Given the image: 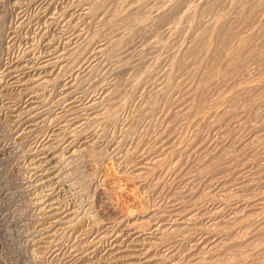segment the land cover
<instances>
[{"label":"rangeland","instance_id":"1","mask_svg":"<svg viewBox=\"0 0 264 264\" xmlns=\"http://www.w3.org/2000/svg\"><path fill=\"white\" fill-rule=\"evenodd\" d=\"M139 1L0 0V138L10 134L17 147L8 161L0 158L15 183L5 191L11 203L4 205L15 214L7 224L13 237L0 238V264H36L40 257L56 264H264V0H150L138 14ZM127 10L135 12L129 22ZM56 49L61 59L40 69ZM80 56L84 63L95 58L80 69ZM13 63L29 67L19 83L9 76ZM42 79L54 81L45 87ZM27 106L43 108L44 117L27 123ZM20 120L33 132H14ZM74 136L79 154L68 159L63 143ZM44 145L55 148L42 183L35 170ZM155 157L161 162L154 165ZM91 181L109 185L113 206L134 211L139 230H147L113 255L109 242L99 241L106 201L94 200ZM151 211L167 219L165 229H176L165 231L171 252L159 245L160 233L148 232L150 224L141 227ZM53 213L63 214L43 220ZM71 220L79 223L77 238L64 230ZM203 230L212 233L204 241ZM54 243L63 256L51 260ZM73 247L88 257L69 258Z\"/></svg>","mask_w":264,"mask_h":264},{"label":"bare ground","instance_id":"2","mask_svg":"<svg viewBox=\"0 0 264 264\" xmlns=\"http://www.w3.org/2000/svg\"><path fill=\"white\" fill-rule=\"evenodd\" d=\"M184 2V1H183ZM182 2V3H183ZM185 2H187V1H185ZM51 3V2H50ZM99 3V2H98ZM97 3V6L99 5ZM149 3H150V0H141V1H139V3H138V5L135 7V10H133V11H136V13H138L140 10H142V9H147V6L149 5ZM181 3V4H182ZM53 4V3H52ZM93 4H94V1H93ZM106 4V3H105ZM134 4V3H133ZM49 5V4H48ZM47 5V6H48ZM96 5V4H95ZM101 5V4H100ZM129 5V4H128ZM127 5V6H128ZM136 5V4H135ZM183 5V4H182ZM185 5V4H184ZM187 5V4H186ZM132 6V5H131ZM35 7V6H34ZM129 7H130V5H129ZM47 8V7H46ZM49 8V7H48ZM90 8V7H89ZM97 8V7H96ZM131 8V7H130ZM129 8V9H130ZM133 8V7H132ZM176 8V7H175ZM181 8V7H180ZM182 8H183V6H182ZM185 8H187V7H184V9ZM43 9H45V8H43ZM128 9V8H127ZM125 10V9H124ZM174 10V9H173ZM180 10H183V9H180ZM92 11V10H91ZM90 11V12H91ZM95 11V10H94ZM177 11V10H176ZM185 11V10H184ZM123 12V11H122ZM128 12V10L127 11H124V13H122L123 14V16H125L126 17V19H128L127 20V22H129V19L130 18H132L131 16H133V14L135 13H127ZM131 12H132V10H131ZM173 12V11H172ZM178 12V11H177ZM176 12V13H177ZM88 13V12H87ZM26 14V13H25ZM90 14V13H89ZM139 14V13H138ZM173 13H171V15H172ZM39 15V14H38ZM64 15V14H63ZM87 15V14H86ZM96 15L98 16V14L96 13ZM135 15V14H134ZM144 15V14H143ZM173 15H175V14H173ZM23 16V15H22ZM21 16V17H22ZM27 16V14L26 15H24L23 16V18L24 17H26ZM45 16V15H44ZM168 16V15H167ZM64 17V16H63ZM93 17V16H92ZM95 17V16H94ZM171 17V16H170ZM41 18V17H40ZM49 18V17H48ZM112 18V17H111ZM141 18V17H140ZM143 18V17H142ZM144 18H146V17H144ZM147 18H148V16H147ZM167 18V17H166ZM17 19V18H16ZM20 19V18H19ZM25 19V18H24ZM65 19V18H64ZM95 19V18H94ZM93 19V20H94ZM21 20H23V19H21ZM20 20V21H21ZM47 20V19H46ZM112 20V19H111ZM125 20V19H124ZM144 20V19H143ZM219 20V19H218ZM35 21V20H34ZM65 21V20H64ZM115 21V20H114ZM117 21V20H116ZM126 21V20H125ZM141 21V20H140ZM163 21V20H162ZM49 22V21H48ZM66 22V21H65ZM70 22V21H69ZM110 22V21H109ZM143 22V21H142ZM178 22V21H177ZM19 23V22H18ZM26 23H28V22H26ZM31 23V22H30ZM20 24V23H19ZM21 24H22V21H21ZM20 24V25H21ZM25 23H23V25H24ZM48 24V23H47ZM88 24V23H87ZM128 24V23H127ZM51 25V24H50ZM49 25V26H50ZM217 25V24H216ZM253 25V24H252ZM45 26V25H44ZM76 26V25H75ZM24 27V26H23ZM47 27V26H46ZM125 27V26H124ZM21 27H19L18 29H20ZM42 28V27H41ZM44 28V27H43ZM217 28V27H216ZM212 30V29H211ZM215 30V29H214ZM213 30V31H214ZM203 31H206V29L205 30H203ZM212 31V32H213ZM38 32V31H37ZM215 33V32H214ZM245 33V32H244ZM44 34V33H43ZM42 34V35H43ZM47 34V33H46ZM217 34V33H216ZM20 35V34H19ZM34 35V34H33ZM204 35H207L208 37H213V33H211V32H209V30H208V32L206 33V34H204ZM79 36V35H78ZM229 36V35H228ZM143 37H145V35L143 34ZM142 36H141V38H143ZM234 37H236L237 38V36H235V34L234 35H231V38H234ZM13 38V37H12ZM140 38V39H141ZM201 38V37H200ZM46 39V38H45ZM204 39V38H203ZM235 39V38H234ZM239 39V38H238ZM146 40V39H145ZM208 40V39H207ZM210 40V39H209ZM233 40V39H232ZM85 41V40H84ZM115 41V40H114ZM141 41V40H140ZM144 41V40H143ZM203 40H201V42H202ZM231 41V40H230ZM236 41V40H235ZM241 41V40H240ZM157 42V41H156ZM159 42V41H158ZM200 42V43H201ZM212 42V41H211ZM47 43V42H46ZM45 43V44H46ZM87 43V42H86ZM82 44V43H81ZM95 44V43H94ZM148 44H150V42L148 43ZM157 44V43H156ZM211 44V43H210ZM28 45V44H27ZM57 45V44H56ZM63 45V44H62ZM151 45V44H150ZM153 45V44H152ZM212 45V44H211ZM52 46V45H51ZM94 46V45H93ZM148 46V45H147ZM21 47V46H20ZM45 47V46H44ZM152 47V46H151ZM156 47V46H155ZM86 48H88V47H86ZM89 48H90V46H89ZM88 48V49H89ZM93 48V47H92ZM97 49L96 50H98L99 49V47H96ZM153 48V47H152ZM228 48V47H227ZM54 49V48H53ZM83 49V48H82ZM95 49V48H94ZM208 49V48H207ZM141 50V49H140ZM149 50V49H148ZM209 50V49H208ZM50 51H52V50H50ZM73 51V50H72ZM80 51V50H79ZM86 51H87V49H86ZM86 51H82L83 53H85ZM88 51H90V50H88ZM93 51V50H92ZM95 51V50H94ZM99 51H101V50H99ZM152 51V50H151ZM31 52V51H30ZM35 52V51H34ZM59 50H55V51H52L51 53H49V57H47V56H44L43 57V59L45 60V61H41L42 63H39V65L41 66V68L40 69H45L46 67H48V66H51V65H53V64H55V60H56V62L58 61V59H61V58H59ZM77 52V51H76ZM76 52H74V53H76ZM138 52H139V50H138ZM78 53V52H77ZM81 53V52H80ZM82 53V54H83ZM90 53V52H89ZM143 53V52H142ZM204 53V52H203ZM36 54V53H35ZM87 54V53H86ZM92 54V53H91ZM144 54V53H143ZM152 54V53H151ZM62 55V54H61ZM76 55V54H75ZM74 55V56H75ZM133 55V54H132ZM138 55V54H137ZM139 55H141V54H139ZM51 56V57H50ZM64 56V55H63ZM73 56V54H72V57H74ZM84 56V55H83ZM87 56V55H86ZM40 57V56H39ZM69 57H71V56H69ZM155 57V56H154ZM153 57V58H154ZM68 58V57H67ZM85 58V57H84ZM89 58V57H88ZM95 58V56H92V57H90L89 59H88V62H86V63H84V60L82 59V57L80 56V58H78V60H76V62L74 63L75 65H74V67H78V68H80V69H82L83 67H85L86 66V64H88L92 59H94ZM150 58V57H149ZM152 58V57H151ZM152 58V59H153ZM155 58H157V57H155ZM64 59V58H63ZM73 59H75V58H73ZM147 59V58H146ZM144 60V61H148V60ZM158 59V58H157ZM31 60H33V59H31ZM40 60V59H39ZM38 60V61H39ZM155 60V59H154ZM152 61V60H151ZM27 62V61H26ZM30 62V61H29ZM12 63V62H11ZM17 63V62H16ZM69 63V62H68ZM32 65H33V62H32ZM39 65H37V66H39ZM73 65V64H72ZM151 65V64H150ZM39 66V67H40ZM39 67H38V69H39ZM26 68V69H25ZM29 67H27V65L25 66V67H23V66H21L20 65V67L17 65V64H15V63H13L10 67H9V73H10V77H11V79L12 80H14V82L13 83H19V82H21V80H22V78L24 77V75L26 76L27 74V72L25 73L24 72V70L23 69H25V70H27ZM34 69V68H33ZM56 71V70H55ZM70 71V70H69ZM60 72V71H59ZM35 73V72H34ZM42 73V72H41ZM51 73H52V71H51ZM45 74V73H44ZM71 74H72V72H71ZM70 74V75H71ZM258 74V73H257ZM7 75V74H6ZM8 75H7V77H9ZM45 76V75H44ZM57 76V75H56ZM73 76H74V74H73ZM72 75L69 77V78H71V77H73ZM9 77V78H10ZM32 77V76H31ZM39 77V76H38ZM41 78H42V75L40 76ZM40 78V79H41ZM46 78V77H45ZM55 79V78H54ZM54 79H52V81H54ZM43 80V82H44V86L46 85L47 86V83H52V81H50V80H45L44 81V79H42ZM27 82V81H26ZM59 82V80H57V83ZM50 83V84H51ZM54 83V82H53ZM25 84V83H24ZM49 84V85H50ZM23 85V84H22ZM56 85V84H55ZM45 86V87H46ZM83 86V85H82ZM8 87H9V85H8ZM8 87H6V88H8ZM32 89V88H31ZM30 93H31V91H30ZM74 93V92H73ZM28 94V93H27ZM104 94V93H103ZM69 95V94H68ZM91 97V96H90ZM80 99H81V97H80ZM84 100H89V99H84ZM71 101V100H70ZM84 101H82V103H83ZM36 103V102H35ZM38 103V102H37ZM74 103V102H73ZM81 103V102H80ZM86 103V102H85ZM99 103V102H98ZM9 104V103H8ZM40 104V103H39ZM95 104H97V102L95 103V100H93V99H90L87 103H86V105H91V106H93L94 105V107L96 106ZM6 105V104H5ZM21 105V104H20ZM73 105V104H72ZM34 106H37V105H34ZM41 106V105H40ZM16 107V106H15ZM6 108V107H5ZM28 108V110L26 111V113L25 114H23V115H26V117L24 118V119H26V122L28 123L29 122V124H30V121H32L34 118H38V117H40L41 116V118H43L44 117V114L42 113V112H39V110H41V109H43V108H36V110H38V112H36V111H34L35 110V108L33 107V108H29V106H27L26 107V109ZM96 108V107H95ZM50 109V108H49ZM11 110V109H10ZM14 110V109H13ZM12 110V111H13ZM91 110V109H90ZM3 111V110H2ZM15 111V110H14ZM45 111V110H44ZM18 112V111H17ZM20 115H21V113H19ZM18 114V115H19ZM42 114V115H41ZM47 114V113H46ZM49 114H50V112H49ZM58 115V114H57ZM56 115V116H57ZM67 115V114H66ZM69 115V114H68ZM50 116V115H49ZM60 116V115H59ZM1 117V116H0ZM14 117V116H13ZM58 117V116H57ZM64 117V116H63ZM50 118V117H49ZM53 118V117H52ZM60 118H62V117H59V118H57L58 119V121H59V119ZM47 119V118H46ZM19 120V119H18ZM36 120V119H35ZM41 120V119H40ZM45 120V119H44ZM44 120H42V122L41 123H44L43 121ZM54 120H56V117H55V119ZM192 120V119H191ZM81 121V120H80ZM24 122V120H20L19 122H17L16 124H14L15 126V129H13V130H16V131H14V132H17L19 135H21L20 133H24V131L25 130H27L28 128H30L31 126L29 125V127H27V126H25L24 124L25 123H23ZM34 122V121H33ZM72 122H74L75 124L77 123V119L75 118V119H73L72 120ZM15 123V122H14ZM32 123V122H31ZM58 123V122H57ZM13 125V124H12ZM2 126V125H1ZM36 126V125H35ZM2 128V127H1ZM6 128V127H5ZM33 128V127H32ZM9 129V128H8ZM52 129V128H51ZM62 129V127H60L58 130H61ZM78 129V128H77ZM76 129V130H77ZM238 129V128H237ZM12 130V131H13ZM50 130V129H49ZM48 130V131H49ZM75 130V129H74ZM75 130V131H76ZM7 131V130H6ZM28 132L30 131L29 129L27 130ZM51 131V130H50ZM52 131H54V130H52ZM5 132V131H4ZM13 132V133H14ZM30 132H33V131H30ZM3 133V132H2ZM1 133V134H2ZM7 133V132H6ZM10 133H12V132H10ZM22 133V134H23ZM51 133V132H50ZM49 133V134H50ZM9 134V133H8ZM31 134H33V133H31ZM3 135V134H2ZM10 135V134H9ZM9 135H7V138H5V139H2V137L0 138V158H2V157H5L7 154H9L10 152H12L13 150H14V152H12V156H13V154H15V149L17 148L16 146H15V143L13 142V143H11V140H10V136ZM26 135V134H25ZM51 135V134H50ZM264 135V134H263ZM22 136V135H21ZM6 137V136H5ZM15 137V136H14ZM47 137V136H46ZM75 137V136H74ZM26 138V137H25ZM36 138V137H35ZM72 138V137H71ZM68 139V140H65L64 141V143L63 144H65L66 145V147H64L63 149L66 151V156L69 154V157H66V158H68V159H71V158H74L75 156L77 157V153H78V151L79 150H77L76 149V147H78V146H76V144H75V142H76V140H77V137H75V139ZM13 139V138H12ZM15 139V138H14ZM66 139V138H65ZM21 140V139H20ZM45 140V139H44ZM81 140V139H80ZM13 141V140H12ZM16 141V140H15ZM43 141V140H42ZM29 143V142H28ZM85 143V142H84ZM87 143V142H86ZM24 144H26V142L24 143ZM33 144V143H32ZM81 144V143H80ZM23 145V144H22ZM58 145V144H57ZM15 146V147H14ZM25 147V146H24ZM42 147V146H41ZM56 147H59V145L58 146H56ZM54 148H55V146H53V145H50V146H46V145H44L38 152H37V154H38V156L40 157V156H43L44 158L40 161V164L39 165H36L37 167H36V172H37V174L38 173H41V175L40 176H38V177H40L39 178V180L38 181H42V180H46V178H48V175H49V169H43L44 168V164H46V165H51L53 162H52V159H49V157L51 156V155H53V153H54ZM221 148V147H220ZM57 149V148H56ZM197 149V148H196ZM63 150V151H64ZM64 151V152H65ZM56 153V152H55ZM79 154V153H78ZM11 155V154H10ZM9 155V156H10ZM63 155H65L64 153H63ZM57 156V158L55 157L54 159H59L61 156H58V155H56ZM162 156V155H161ZM36 157V156H35ZM59 157V158H58ZM167 157V156H166ZM6 158V157H5ZM160 158V157H159ZM158 157H155L154 159H153V161H152V163L155 165L156 163H158L159 161H160V159H159ZM7 159V161H8V157L6 158ZM10 159H13V158H10ZM62 159H65V158H62ZM3 160V159H2ZM2 160L0 159V175H3V177L5 176L6 177V179H5V181H7V182H5L4 180H3V182H5V183H3V184H1L0 183V238L2 239V240H6L8 237H13V235L11 236V232H10V230H11V228L8 226L7 227V224H8V222H9V219H10V216L13 214V212H10V209H8L7 207L8 206H6V205H9L8 203H9V201H10V199L8 198V195H9V192L8 193H5V191H12L11 190V187H14L15 186V183H14V186H13V183H10V179L13 177V173L11 172V171H7V166H8V164H7V166H6V163H4V162H2ZM163 160H165V159H163ZM168 160V159H167ZM166 161V160H165ZM170 161V160H169ZM161 162V161H160ZM172 162V161H171ZM58 163V162H57ZM56 164V163H55ZM215 164V163H214ZM212 165V164H211ZM157 166V165H156ZM9 167V166H8ZM53 167H56V165H54ZM58 167V166H57ZM56 171H57V169H56ZM153 171V170H152ZM10 173V177L8 178V176H7V173ZM156 172V171H155ZM138 173V172H137ZM142 175V173H139V174H137V177H135L136 179H139V181L141 180L140 178V176H138V175ZM144 174V173H143ZM43 175V176H42ZM64 175V174H63ZM47 176V177H46ZM149 176V175H148ZM185 176V175H184ZM207 176V175H206ZM2 177V178H3ZM4 177V178H5ZM54 177H56V178H59L60 180H58L59 182L58 183H61L62 182V176H61V174H55V176ZM197 177V176H196ZM3 178V179H4ZM143 178V177H142ZM145 178V177H144ZM206 179V178H205ZM9 180V181H8ZM1 181V180H0ZM13 181V180H12ZM11 181V182H12ZM87 182V181H86ZM92 182V181H91ZM93 182H95V181H93ZM91 183L89 186H93L94 187V200L95 201H99V200H104V202H105V204H106V206H105V208H104V210L100 213V216H101V218H103V221H102V224L100 225V228L98 229V230H102V232H101V234H100V232H99V234H100V237H99V241L100 242H103V241H108L109 242V253H107V255L109 254V255H113L114 253H117V252H121V250H120V248H122V246H123V244L125 245L126 243H129L130 242V240H131V242H133V241H135V238H142L143 237V234H144V232L145 231H147V230H145V229H142V228H145V226H144V224H143V222L144 223H148L147 225L149 226V224H150V228L148 229V232H151L150 234H158V233H160V234H158V235H162L158 240L160 241V242H158L159 243V245L160 246H163L164 248H168V249H166L167 250V252H169L170 251V249L172 248L171 247V245L173 244V243H168V241H167V237H168V234L166 233L165 234V231H170L169 233H174L175 231L174 230H176L175 228L172 230V228H173V226L172 227H168V228H166L165 229V225L164 226H162V224L164 223V221H167V219L166 220H163V219H160L159 217H160V215H158V213H155L154 214V212H155V210H154V212L153 211H151V213L150 214H148L147 216H149V215H151L150 217H148L147 219L148 220H146L144 217H142V218H144L145 220H143V219H141L142 221H140L141 222V224L144 226H141L142 228V230H139L140 229V223H138V224H136V222L138 221V220H140V217H139V215H136V213L134 212V211H130L129 212V210L127 211V209H125V211H127V212H129V213H126V215H124V213H125V211H122V212H120V210L118 211L114 206H113V201L111 200V193H110V191H109V188H108V186H107V184H106V186H100V184L98 185L97 183ZM189 182V181H188ZM9 183V184H8ZM42 183H43V181H42ZM127 183V182H126ZM89 184V183H88ZM93 184V185H92ZM103 184V183H102ZM19 185V184H18ZM9 186H10V188H9ZM17 186V185H16ZM80 186H82V185H80ZM86 186H87V184H86ZM15 188V187H14ZM13 188V189H14ZM81 190V189H80ZM121 191V190H120ZM11 194H13V192H10ZM15 193V192H14ZM19 193V192H18ZM85 194V193H84ZM122 194V193H121ZM9 197H10V195H9ZM3 198V199H2ZM2 199V200H1ZM4 199H9V201H8V203L4 200ZM24 199V198H23ZM113 199V198H112ZM11 200H14V199H11ZM207 200V199H206ZM228 202V201H227ZM4 203H7L6 205H4ZM10 203H11V201H10ZM53 203V202H52ZM13 204H16V203H13L12 202V205H10V206H14ZM89 204V203H88ZM91 206V205H90ZM11 208V207H10ZM13 208V207H12ZM52 208V207H51ZM172 209H173V207H171ZM62 208H60V209H58V210H61ZM90 209V208H89ZM175 209V208H174ZM245 209V208H244ZM252 209V208H251ZM91 210V209H90ZM221 210V209H220ZM219 210V211H220ZM222 210H223V208H222ZM12 211V210H11ZM43 211V210H42ZM64 211H65V209H64ZM89 211V210H88ZM156 211H157V209H156ZM54 212V211H53ZM91 212V211H90ZM124 212V213H123ZM139 212V211H138ZM137 212V213H138ZM218 212V211H217ZM231 212V211H230ZM6 213V214H5ZM143 214L145 213V211L144 212H142ZM15 214V213H14ZM13 214V215H14ZM63 214V213H62ZM62 214H57V213H53L52 215H48V216H45V219H43V220H47V219H52V216H56V215H58V217H59V215H62ZM140 214V213H139ZM143 214H142V216H143ZM233 214H236L235 212L233 213ZM96 215V214H95ZM95 215H93V217L95 216ZM141 215V214H140ZM214 215V214H213ZM189 217L188 218H186L185 219V221H183L182 220V222L184 223V224H187V223H189L188 221H192V218L194 217V215H188ZM107 217H115V219L116 220H118V222H117V224L115 225V224H113V223H111V222H106L107 221ZM152 217L154 218V220H156V221H154V222H151L150 223V221L151 220H153L152 219ZM18 218V217H17ZM23 218V217H22ZM42 218V217H41ZM246 218V217H245ZM20 219V218H19ZM79 219V218H78ZM98 219V218H97ZM14 220V219H13ZM21 220V219H20ZM42 220V219H41ZM81 220H82V218H81ZM60 221H63V220H61V219H59V220H57V221H54L53 223H51L50 225H48V227H46L45 229H43L42 228V230H46V232H48L47 230L48 229H51L53 226H54V224H56V223H58V222H60ZM77 221H79V220H77ZM101 220H99V222H100ZM115 221V220H114ZM113 221V222H114ZM177 221V219H175L174 221H172V223L173 222H176ZM11 222V221H10ZM25 222V221H24ZM182 223V224H183ZM218 223V222H217ZM242 223V222H241ZM24 224V223H23ZM22 224V225H23ZM68 225H67V227H65L64 228V230H68L67 232H70L71 234L70 235H76L81 229H80V226H79V223L77 224V223H75V221H72L71 220V222H68L67 223ZM212 224H213V222H212ZM9 225V224H8ZM188 225V224H187ZM98 226H99V224H98ZM240 226V225H239ZM40 227V226H39ZM45 227V226H44ZM188 227V226H187ZM178 228V227H177ZM189 228V227H188ZM233 229V228H232ZM213 230V229H212ZM211 230V231H212ZM251 230V229H250ZM18 231V230H17ZM41 231V230H40ZM63 231V230H62ZM210 230H203L202 231V233H201V240L202 241H204V239H206V238H208V236H210L209 234H212L211 232H209ZM214 231V230H213ZM19 232H20V230H19ZM51 232V231H50ZM66 234H67V232L66 231H64ZM63 232V233H64ZM81 232V231H80ZM143 232V234L140 236V234ZM61 233V232H60ZM91 233V232H90ZM97 233V232H96ZM177 233V232H176ZM175 233V234H176ZM148 234V233H147ZM146 234V235H147ZM179 234V233H178ZM54 235V234H53ZM65 235V234H64ZM63 235V236H64ZM79 235V234H78ZM91 235H92V233H91ZM94 235H95V233H94ZM170 235V234H169ZM173 235V234H172ZM243 235V234H242ZM55 236V235H54ZM56 236H57V233H56ZM83 236H84V234H83ZM97 236V235H96ZM99 236V235H98ZM244 236V235H243ZM18 237V236H17ZM21 237V236H20ZM69 237V236H68ZM86 237V236H85ZM84 237V238H85ZM133 237H135L134 239H133ZM170 237V236H169ZM22 238V237H21ZM64 238V237H63ZM62 238V239H63ZM70 238H72V236L70 237ZM69 238V239H70ZM76 238H77V235H76ZM76 238H74L75 239V241H76ZM80 238H81V236H80ZM83 237H82V241H83V239H84ZM176 238V237H175ZM210 238V237H209ZM68 239V240H69ZM86 239H88V238H86ZM92 239V238H91ZM171 239H172V237H171ZM216 239V238H215ZM14 240V239H13ZM22 239H20V241H21ZM7 241V240H6ZM15 241V240H14ZM78 242H79V237H78V240H77ZM142 241V240H141ZM174 241V240H173ZM87 242V241H86ZM199 242H201V241H199ZM212 242H214V241H212ZM6 243H8L9 244V242H6ZM19 243V242H18ZM29 243V242H28ZM66 243H67V241H66ZM81 243V242H80ZM158 243H157V245H158ZM252 243V242H251ZM7 244V245H8ZM15 244V243H14ZM106 244H107V242H106ZM155 244H156V242H155ZM218 244V243H217ZM216 243H215V245H214V247H216V245H217ZM6 245V244H5ZM11 244H9V246H10ZM51 245V244H50ZM49 245V246H50ZM54 245H55V243H54ZM78 245V244H77ZM82 245H83V243H82ZM196 245V244H195ZM206 245V244H205ZM219 245V244H218ZM1 246H2V244H1ZM21 246V245H20ZM48 246V247H49ZM106 246V245H105ZM107 246H108V244H107ZM174 246V245H173ZM3 247V246H2ZM11 247V246H10ZM57 247H59L58 249H57ZM69 247V246H68ZM213 247V248H214ZM261 247V246H260ZM7 248V247H6ZM31 248H32V246H31ZM71 248H72V246H71ZM106 248V247H105ZM108 248V247H107ZM2 249H4V248H2ZM48 249V248H47ZM51 249H55L54 251H49V252H51L50 253V255L52 256V258H51V260H56L58 257H60L61 255L63 256V254L61 253L62 252V247L58 244V243H56V245L54 246V247H52ZM50 249V250H51ZM73 249H74V251H73V253L71 252L72 250H70V252L71 253H69V254H71L70 255V257L69 258H72V259H75V258H77V261H79L78 259H81V258H85L88 254L87 253H85V252H87V251H80V249L78 248V247H73ZM84 249V248H83ZM146 249V248H145ZM221 249V248H220ZM254 249V248H253ZM89 250V249H88ZM169 250V251H168ZM209 250V249H208ZM211 250H212V248H211ZM237 250V249H236ZM31 251H33V250H31ZM30 251V252H31ZM144 251V250H143ZM145 251H147V252H145ZM144 251V253L143 254H145V253H148V250L146 249ZM218 251V250H217ZM34 252V253H33ZM32 253L33 254H35V251H33ZM53 252V253H52ZM127 252V251H126ZM164 252V251H163ZM171 252V251H170ZM214 252V251H213ZM22 253V252H21ZM20 253V254H21ZM31 253V254H32ZM43 253V252H42ZM87 254V255H83V254ZM88 253H89V251H88ZM207 253V252H206ZM17 254V253H16ZM217 254V253H216ZM252 254V253H251ZM37 255V254H36ZM36 255H34L35 257H36ZM65 255H66V253H65ZM174 255V254H173ZM210 255V254H209ZM219 255V254H218ZM22 254L21 255H19L18 257L19 258H17V259H19L20 261L22 260ZM90 256V255H89ZM88 257V256H87ZM91 257V256H90ZM112 257V256H111ZM172 257V256H171ZM27 258V257H26ZM37 258H38V256H37ZM42 257H40V260L38 259V261L36 262V264H56V263H54L53 261H50L49 263L48 262H45V261H42V259H41ZM17 259H16V261H17ZM47 259V258H46ZM169 259V258H168ZM245 259V258H244ZM37 260V259H36ZM35 260V261H36ZM2 261V260H1ZM20 261H18V263H21ZM24 261V260H23ZM27 261V260H26ZM34 261V262H35ZM25 262V261H24ZM1 263V262H0ZM27 263V262H26ZM34 264V263H33ZM77 264V263H76ZM197 264H199V263H197ZM202 264V263H201Z\"/></svg>","mask_w":264,"mask_h":264}]
</instances>
